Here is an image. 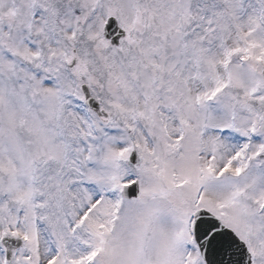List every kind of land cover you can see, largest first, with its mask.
I'll return each instance as SVG.
<instances>
[{"label": "snow or ice", "instance_id": "6c2138e0", "mask_svg": "<svg viewBox=\"0 0 264 264\" xmlns=\"http://www.w3.org/2000/svg\"><path fill=\"white\" fill-rule=\"evenodd\" d=\"M0 264H264V0H0Z\"/></svg>", "mask_w": 264, "mask_h": 264}]
</instances>
